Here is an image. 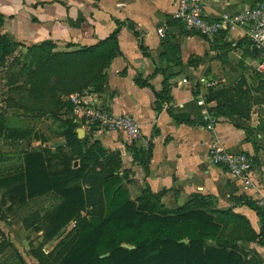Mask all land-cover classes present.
Masks as SVG:
<instances>
[{
	"label": "crops",
	"instance_id": "obj_1",
	"mask_svg": "<svg viewBox=\"0 0 264 264\" xmlns=\"http://www.w3.org/2000/svg\"><path fill=\"white\" fill-rule=\"evenodd\" d=\"M253 1L203 0V5L207 16L215 17ZM174 8V0H0V34L18 43L10 54L22 60L31 44L69 51L94 44L117 27L102 89L92 93L113 113H132L141 135L132 143L121 129L102 130L94 137L104 147L119 150L117 173L130 197L150 195L165 211L203 208L250 261L264 264V216L255 207L257 193L243 189L224 166L208 157L213 140L227 150L248 152L254 160L255 184L264 191V109L251 107L248 116L220 114L216 100L206 98L209 87L233 85L239 72L248 77L246 67L253 56L241 27L231 29L233 42L223 34L207 36L173 18ZM157 25H165L162 34ZM259 96L264 104V92ZM5 117L7 122V113ZM210 117L215 121L207 127ZM82 124L86 134L87 124ZM244 126L255 127L250 138H245ZM48 139L43 144L62 136ZM149 143L145 173L127 147L146 148ZM11 166L4 163L0 170L13 171Z\"/></svg>",
	"mask_w": 264,
	"mask_h": 264
},
{
	"label": "trees",
	"instance_id": "obj_2",
	"mask_svg": "<svg viewBox=\"0 0 264 264\" xmlns=\"http://www.w3.org/2000/svg\"><path fill=\"white\" fill-rule=\"evenodd\" d=\"M116 32L117 27L96 43L69 51H51L31 44L23 59L18 58L20 66L16 75L23 76L20 83L23 85L18 87H25L37 99L54 90L51 98L64 106L62 117H57L55 110L51 114L58 118L57 133L65 142L51 147L43 144L49 141L48 137L37 133L40 146L24 151L17 169L0 174V187H4L0 202L5 204L8 200L7 211L10 212L15 205H22L32 197L56 193L60 200L46 213L48 223L42 243L75 219L73 227L59 241L56 252H46L42 247L29 252L36 257L37 264H260L257 260L250 261L246 253L232 243L230 239L234 237L229 234V239L222 234L219 221L205 209L184 206L176 211H165L157 207L150 195L137 200L131 198L117 173L119 150H107L99 138L88 135V129L82 138L77 136L75 127L81 125L84 118L76 119L72 101L64 97L75 91L102 89L103 69L116 47ZM17 44L0 34V60ZM248 50L253 56V51ZM257 75L259 80L255 87L241 76L233 85L209 87L206 98L216 100L215 109L220 114L248 116L252 101L261 99L259 95L257 99L252 90L259 91L258 94L264 92L263 80ZM18 106L25 111L36 109L30 104L19 103ZM89 127L93 130L96 126ZM243 128L245 138H250L255 127ZM26 133H29L27 129L9 127L5 112L0 110V137ZM127 148L147 173L151 144L146 148L131 144ZM255 207L264 216L259 207ZM83 210L86 215H80ZM33 223L24 217L26 227ZM3 234L0 227V236ZM2 246L0 243V251Z\"/></svg>",
	"mask_w": 264,
	"mask_h": 264
},
{
	"label": "rangeland",
	"instance_id": "obj_3",
	"mask_svg": "<svg viewBox=\"0 0 264 264\" xmlns=\"http://www.w3.org/2000/svg\"><path fill=\"white\" fill-rule=\"evenodd\" d=\"M18 58L20 59V56L10 54L3 58L4 60H0V110L7 113L9 127H19L29 131L23 136L0 137V165L4 163L9 166L13 165L10 167L11 170H15L21 165L24 151L40 146L39 141L36 139L37 133L50 132L47 137L57 139L58 129L55 128V124L58 122L57 117L65 115V109L61 105V101L56 102V98H51L54 95V90L49 91L46 97L37 99L32 97L25 87H18L23 79V76L17 77L16 75L20 66ZM246 70L245 73L248 76H244L246 81L256 84L259 76L252 65V61L247 64ZM240 77L241 73L239 72L234 75L233 80L237 81ZM216 86L221 85L216 84ZM257 95L259 94L256 93L255 96ZM67 97L68 95L64 99ZM257 99H259V96H257ZM19 103L33 105L36 109L32 112L25 111L24 107L18 106ZM251 107L263 112L264 104L253 100ZM53 110L57 111V117L51 114ZM87 129L89 131L88 135L91 134L94 137V129L92 130L88 126ZM105 148L110 149L109 147ZM8 171L5 168L0 170V174ZM3 189L4 187H0V198ZM59 200V196L54 192L44 193L28 199L23 205H15L10 212L7 211L9 201L7 200L5 204L0 202V226L4 231L3 236H0V243L3 244L0 251V264H37L38 260L29 252V250L36 247H42L46 252L51 251L54 253L57 251L59 241L73 227L72 220L48 241L42 243V238L48 223L46 213ZM80 215H86V211H81ZM24 217L34 223L26 227L23 224ZM24 241H27V247H24Z\"/></svg>",
	"mask_w": 264,
	"mask_h": 264
},
{
	"label": "built area",
	"instance_id": "obj_4",
	"mask_svg": "<svg viewBox=\"0 0 264 264\" xmlns=\"http://www.w3.org/2000/svg\"><path fill=\"white\" fill-rule=\"evenodd\" d=\"M174 5L173 18L207 36L223 34L233 42L231 29L235 26L241 27L243 29L241 37L246 38L248 49L254 54L252 65L264 83V0H254L235 12L224 10L215 17L207 16L203 0H174ZM164 29L165 25L156 27L161 34ZM92 91L94 90L75 91L68 95V99L73 103L76 119L84 118L87 126L95 125L94 133L121 129L126 134L127 143H132L141 135L139 122L132 113H113L106 106L97 103ZM214 121L215 118L210 117L206 126L211 127ZM208 157L212 163L224 166L241 182L243 189H251L257 193L254 200L264 214V191H259L253 179L252 155L245 151L227 150L220 142L213 140L208 147ZM72 224H75V219H72Z\"/></svg>",
	"mask_w": 264,
	"mask_h": 264
},
{
	"label": "water",
	"instance_id": "obj_5",
	"mask_svg": "<svg viewBox=\"0 0 264 264\" xmlns=\"http://www.w3.org/2000/svg\"><path fill=\"white\" fill-rule=\"evenodd\" d=\"M75 131L77 132V136L79 138H82L84 135H85V129L82 125H78L75 127ZM64 139H61V140H58V141H54V142H50L48 143L49 146L51 147H55V146H58V145H61V144H64ZM74 163H76V161H74ZM181 240L185 241L186 238H182ZM24 247H27V241H24ZM126 246L128 247H133L132 245H128V244H125Z\"/></svg>",
	"mask_w": 264,
	"mask_h": 264
}]
</instances>
